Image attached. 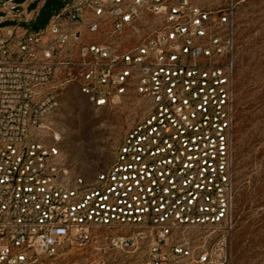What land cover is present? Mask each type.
I'll return each mask as SVG.
<instances>
[{
  "label": "built area",
  "instance_id": "2783aa9c",
  "mask_svg": "<svg viewBox=\"0 0 264 264\" xmlns=\"http://www.w3.org/2000/svg\"><path fill=\"white\" fill-rule=\"evenodd\" d=\"M59 1L42 29L0 27V264H230L232 12ZM72 83L94 109L146 107L91 183L47 121Z\"/></svg>",
  "mask_w": 264,
  "mask_h": 264
},
{
  "label": "rangeland",
  "instance_id": "374dc122",
  "mask_svg": "<svg viewBox=\"0 0 264 264\" xmlns=\"http://www.w3.org/2000/svg\"><path fill=\"white\" fill-rule=\"evenodd\" d=\"M194 1L208 10L232 12L235 207L230 264H264V0ZM62 5L59 0H45L38 23L29 29L46 27ZM145 111V104L135 96L94 109L76 84L66 85L47 121L59 131L58 145L69 176L91 183L111 165L123 137Z\"/></svg>",
  "mask_w": 264,
  "mask_h": 264
},
{
  "label": "crops",
  "instance_id": "0c3cea01",
  "mask_svg": "<svg viewBox=\"0 0 264 264\" xmlns=\"http://www.w3.org/2000/svg\"><path fill=\"white\" fill-rule=\"evenodd\" d=\"M7 1L2 0V2ZM44 3L45 0H12L13 12L18 15V18H12L11 14L0 8V27L7 22L9 25L6 26L19 25L29 29L32 24L38 23L39 13Z\"/></svg>",
  "mask_w": 264,
  "mask_h": 264
}]
</instances>
